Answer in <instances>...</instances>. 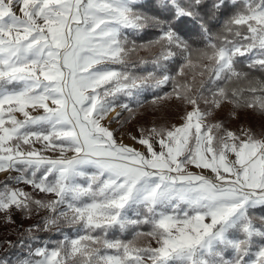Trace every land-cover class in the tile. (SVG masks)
Returning <instances> with one entry per match:
<instances>
[{"label":"snow or ice","instance_id":"1","mask_svg":"<svg viewBox=\"0 0 264 264\" xmlns=\"http://www.w3.org/2000/svg\"><path fill=\"white\" fill-rule=\"evenodd\" d=\"M254 72L264 0H0V213L62 236L17 264H264V132L209 122L264 113ZM146 94L190 110L138 126L141 150L104 121Z\"/></svg>","mask_w":264,"mask_h":264},{"label":"rangeland","instance_id":"2","mask_svg":"<svg viewBox=\"0 0 264 264\" xmlns=\"http://www.w3.org/2000/svg\"><path fill=\"white\" fill-rule=\"evenodd\" d=\"M182 106H184L183 112H178V114L175 116V119L171 123L173 124H180L182 122L181 117L184 115V112L186 110H190V106H186L182 103ZM117 113H119V117L117 119H113L114 117L117 116ZM146 115V114H145ZM143 115L140 117L138 114L136 117L142 118L141 121H138L136 119L132 118H127V111L122 109L120 106L114 107L111 112L108 113V116L104 123H106L113 131L115 134L116 139L119 141H122L125 144H128L130 146L139 148L141 150L142 146L139 144L135 143L130 138L131 135H138L137 133V128L138 126H145V127H150L153 123L156 125H161L164 124L167 126L168 121L165 119L161 114H158L156 119H152L148 121V116ZM248 115H251L249 111L246 112H241L239 110H235V115H233V110L231 107H226L222 111H219L214 114L213 117L209 118V122H215L216 120H222L225 122L226 127L229 128L232 131H239L242 127L243 128H249V125L245 122L246 118ZM242 121L240 124L239 122ZM259 136V135H258ZM39 147V145H37ZM48 155H53V156H59V153H48ZM67 155H71V153H67ZM191 171H198L194 167L190 168ZM12 175H15V173H11ZM208 174V173H206ZM9 173H0V181H5ZM15 186V185H14ZM45 213L40 212L36 213L33 212L31 217L28 218L25 216V214L17 211H13L10 214H5V213H0V253L15 239L17 232H22L24 230L29 229V227L35 223H37L40 220V217L43 216ZM11 215L12 221L9 222L7 219V216ZM50 232H54L53 235L48 236L47 238L43 239L44 241H52L53 243L49 244V247L54 246V242L62 239V236L59 234H56V230L52 229L49 230ZM65 231L69 235H73L72 231L69 229H65ZM35 232H43V229L41 228L40 231H37L35 229L32 230L31 234H35ZM151 244L153 247H155V241L154 240H147V244ZM38 245H34L33 247H36ZM28 248L25 249L23 253L20 254L19 258H22L25 253L28 252ZM18 259V258H17ZM17 259H13L12 264H17Z\"/></svg>","mask_w":264,"mask_h":264},{"label":"trees","instance_id":"3","mask_svg":"<svg viewBox=\"0 0 264 264\" xmlns=\"http://www.w3.org/2000/svg\"><path fill=\"white\" fill-rule=\"evenodd\" d=\"M218 28V25L213 26V30L215 31ZM192 39L197 40L199 37L193 33ZM140 42L139 40L137 41ZM198 46V45H194ZM149 53L145 50H139L137 53L131 56L132 61H136L140 57H147ZM247 70V69H245ZM253 76L264 80V74H261L259 72L252 73ZM164 91H170V88H165ZM161 96H163V92L160 93ZM143 103L140 106H137L134 102L127 101L125 98H121L117 105L119 106L121 103L128 102L130 104V107L133 109L132 113L130 114L127 111V118H134L138 121H141L140 118L136 117L138 114L140 117L143 115L148 116V121L152 119H156L158 114H161L164 117V120L166 119L168 121L167 126H171V123L175 119V116L178 114V112H183L184 106H182V102L173 99H161L157 103L153 104L152 100L153 97L151 94H146L141 97ZM241 112L249 111L251 115H248L245 122L249 125V128L258 136L262 132H264V113L251 110V109H237ZM145 115V116H146ZM240 124L242 121L239 122ZM258 214H264V210H257ZM257 223H259L257 221ZM143 231H147V227L142 229ZM54 232L50 231H43V232H35V234L29 233L27 230L17 232V235L13 242H11L1 253H0V261H6L7 264H12L11 261L13 259H17L20 257V254L25 251L26 248H28L30 237H40L43 239L47 238L48 236L53 235ZM119 235V234H117ZM121 239H131L132 233L129 232L125 234L124 236H120ZM148 239H140L137 241V243L141 246L147 245ZM23 244V246H22ZM35 245V244H34Z\"/></svg>","mask_w":264,"mask_h":264}]
</instances>
